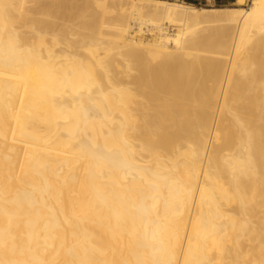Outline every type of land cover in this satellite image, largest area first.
Segmentation results:
<instances>
[{
    "label": "bare ground",
    "instance_id": "obj_1",
    "mask_svg": "<svg viewBox=\"0 0 264 264\" xmlns=\"http://www.w3.org/2000/svg\"><path fill=\"white\" fill-rule=\"evenodd\" d=\"M0 0V264H264V0Z\"/></svg>",
    "mask_w": 264,
    "mask_h": 264
},
{
    "label": "crops",
    "instance_id": "obj_2",
    "mask_svg": "<svg viewBox=\"0 0 264 264\" xmlns=\"http://www.w3.org/2000/svg\"><path fill=\"white\" fill-rule=\"evenodd\" d=\"M169 1H181L185 4L195 7L199 6H211V5H224L228 4L230 0H169Z\"/></svg>",
    "mask_w": 264,
    "mask_h": 264
},
{
    "label": "rangeland",
    "instance_id": "obj_3",
    "mask_svg": "<svg viewBox=\"0 0 264 264\" xmlns=\"http://www.w3.org/2000/svg\"><path fill=\"white\" fill-rule=\"evenodd\" d=\"M234 1L235 0H230L228 4H224V5H211V6H199V7H202V8H225V7L234 8L236 7L234 4Z\"/></svg>",
    "mask_w": 264,
    "mask_h": 264
}]
</instances>
